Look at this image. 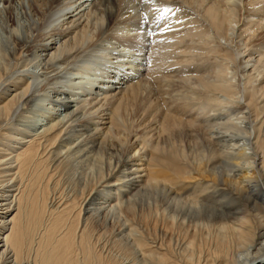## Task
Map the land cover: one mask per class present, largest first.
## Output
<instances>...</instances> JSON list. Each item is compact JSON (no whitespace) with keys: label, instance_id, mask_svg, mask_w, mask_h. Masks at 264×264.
Here are the masks:
<instances>
[{"label":"bare ground","instance_id":"1","mask_svg":"<svg viewBox=\"0 0 264 264\" xmlns=\"http://www.w3.org/2000/svg\"><path fill=\"white\" fill-rule=\"evenodd\" d=\"M147 3L0 0V264H264V46L246 38L263 21L220 36L203 4L225 55L183 79L203 92L167 77L158 96L169 47L152 50ZM182 121L176 146L163 130Z\"/></svg>","mask_w":264,"mask_h":264},{"label":"rangeland","instance_id":"2","mask_svg":"<svg viewBox=\"0 0 264 264\" xmlns=\"http://www.w3.org/2000/svg\"><path fill=\"white\" fill-rule=\"evenodd\" d=\"M137 1L145 2V3L150 2L151 6L147 3V5H149V8L150 9L151 8H153V9L155 8L156 9V10L154 9L155 13H153V9H151V11L153 13V16L151 15L152 17H151L150 20L154 21V19H155L154 16H156V19L159 20V18L161 16L162 22H161V19H160L159 22H161L160 23L161 26H159V28L163 26V28L164 27H168L169 29L168 28H166V29L170 30V31H166V29H165V30H162V32H161L160 30L163 29V28H160V29L158 28L159 31H156V33L154 32L152 34V36L150 37V40H151L150 43H151L152 50H155V49H157L159 47L161 48V46L164 47V45L166 44L169 47V48H167L169 51L166 50L167 52L166 53L164 52V55H166L167 53L170 54V55L169 54L166 55L168 57L165 58V60H162V63L150 62L151 64H149V67H151V68H148V74H147L148 79H149L148 81H149V84L151 82V85L154 86L153 89L156 90L157 92H159L156 95H158V96L160 95L161 91L159 90V87H160L159 85H163L164 82H165V80H163V79H165L167 77H174L175 81H179L178 84H180V85H178V89H177L178 92H176V93H179V91H181L180 88H182L183 86L187 90H191V88L193 87L192 89H195L197 91L199 90L200 93L203 92V91H201L199 89V88H202V87L197 81L196 82L194 81L195 84L191 86V84H187L185 81H183V79L189 77L190 75H193L190 70H192L193 67L198 66V65L202 66V67H206L207 66V69L209 68L208 71L215 70V68H217V65L221 62L220 60H222L224 55H225V52H224L225 49L224 48H221V49L217 48L216 49V47H214V45H213L214 43H215V45H218L217 38H216L217 42L214 41L213 44L211 43L212 39H208L207 40V37H206V35H208L207 34L208 32L206 33L207 28L204 25L205 23L199 19V16H201L202 12H203V8H202L203 4H209V2L211 0L210 1L206 0L205 2H204V0L203 1L202 0H198V1H200L198 3H197V0H196L195 4H192L193 3L192 0H146V1L145 0H137ZM259 1H260V3H259ZM218 2H219V4H218ZM236 2H237L236 3L237 7H236V11L233 13L234 15L233 14L229 15L228 13L223 12L224 3H222L220 0L219 1L217 0V6H219L221 8V11H220L221 13L219 12V14H218L219 20L216 21V22L214 21V23H216V26H217L215 28L216 29L218 28L217 31L215 30L216 34H218V35L222 34L220 36L228 37V36L231 35L230 33H229V35H227L228 32H229L228 31L229 24L230 25L244 24L246 19L249 18L250 16L260 15V16H258L259 17V21H263L262 22L263 25L261 24V26L259 28H256V30H255L256 33L254 32V28H251V29L249 28L247 30L248 33H246L247 34L246 38H247V40H249L248 41L249 42L248 46L251 49H253V50H258V48L260 49L262 46H264V13L261 12L262 8H260V6H259V5H264L263 1L256 0L255 1L256 3H253V5L250 6V7H249V5H250L251 2H253V0H238V1L236 0ZM241 3L243 5H241ZM158 9H160L161 11L159 12ZM163 10H164V12H163ZM169 12L171 14H169ZM166 13H167V15H166ZM169 15H171L170 21H168L169 18H170ZM162 16H163V18H162ZM175 16H176V18H175ZM178 16H181V17H178ZM237 18H238V20H237ZM165 19H167V20H165ZM173 20H174V22H173ZM178 20H180V21H178ZM153 21H151V22H153ZM165 21L170 26H168L167 23H164ZM169 22H172V23H169ZM224 23H226V24H224ZM171 24L173 25V27H174V24H175V28H173ZM170 27H172L173 29L170 28ZM163 31H164V33H163ZM204 31H205L206 34L204 33ZM158 32L159 33L161 32L160 33L161 35H159ZM249 32H250L251 35H253L255 33L254 36H252V38H251V35L249 34ZM248 34H249L250 37L248 36ZM153 37H155V38H153ZM156 37H157V39H156ZM201 40H202V42H201ZM203 42H205L206 44L205 43L203 44ZM207 42L208 43L210 42L211 44L209 43L210 45H208ZM153 43H154V45H152ZM199 43H201V47H200ZM198 44H199V46L196 47ZM205 47H206V49H204V50H207V51L203 52L202 50ZM153 48H155V49H153ZM211 48H213V49H211ZM214 49L217 50V53H216V50H214ZM153 52L151 51L152 54H150V57H152V58H153ZM186 52H187V54L188 53H192L193 56L191 55V57L194 58V59L192 60L191 57L185 56ZM186 57H188V58H186ZM263 57H264V54H263ZM263 57H262L263 65L261 64V66L263 67L262 71L264 73V58ZM156 66L159 69L156 68ZM214 66H215V68H214ZM221 74H222V77H220ZM221 74L214 75V73H212V75H210V77L208 78L209 80L207 79V81H210L212 79L213 81L221 84V82L224 81L226 73H225V75L223 73H221ZM188 86H189L190 89L188 88ZM202 86L205 87L204 89L207 90V91H209V90L211 91L212 90V88L209 89L208 86H206V85L202 84ZM216 91H218V90L216 89ZM204 92H206V91H204ZM172 94H173V92H172ZM160 99H163V98H160ZM253 100H254L253 102L255 103L256 100L255 99H253ZM163 102H164V104H163ZM160 105H161V108L164 109L163 110L164 112H169V113L172 112V110H171L172 108H170V110H168V108H167L170 105V103H169V101L167 99L165 101L161 100L160 101ZM131 106L129 105L130 108L127 107V109H126L128 114H132V112L134 110H136L137 107L140 106L139 100L137 102H135V105H133L132 107ZM123 114H126V113L123 112ZM128 114L125 116L126 118L128 117ZM177 118L179 119V118H182V117L177 116ZM183 122L184 121L181 122L182 124H180L178 122H176V123L175 122H170L169 124H167L166 131L163 130V133H165L164 135L166 137L170 138V140L176 146H177L176 143H179V141L182 139L181 138L182 132L185 131V129H189V126H190L188 124H184ZM181 142H182V140H181ZM171 152L170 151H163V153H161V154L167 156ZM152 154L154 156H156L155 153H152ZM178 157L179 156L177 155V158ZM178 159H180V158H178Z\"/></svg>","mask_w":264,"mask_h":264}]
</instances>
